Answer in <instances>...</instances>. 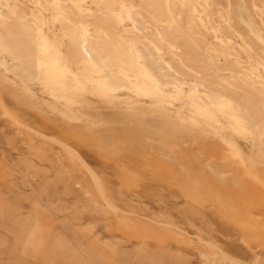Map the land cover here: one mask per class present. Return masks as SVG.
I'll return each mask as SVG.
<instances>
[{
    "label": "rangeland",
    "instance_id": "rangeland-1",
    "mask_svg": "<svg viewBox=\"0 0 264 264\" xmlns=\"http://www.w3.org/2000/svg\"><path fill=\"white\" fill-rule=\"evenodd\" d=\"M2 2L0 264H264V0Z\"/></svg>",
    "mask_w": 264,
    "mask_h": 264
},
{
    "label": "bare ground",
    "instance_id": "bare-ground-1",
    "mask_svg": "<svg viewBox=\"0 0 264 264\" xmlns=\"http://www.w3.org/2000/svg\"><path fill=\"white\" fill-rule=\"evenodd\" d=\"M45 1V0H44ZM49 1V0H48ZM71 1V0H70ZM72 1H79V3L80 4H82V6H84V5H87V3H88V1L89 0H72ZM105 1V0H104ZM164 1V0H163ZM174 1V0H173ZM180 1H182V0H180ZM204 1V5L205 6H207V4H208V1L209 0H203ZM252 2H253V0H251ZM261 1V0H260ZM101 2V1H100ZM117 2V1H116ZM126 2V1H125ZM230 2V1H229ZM2 0H0V6H2ZM48 3V2H47ZM63 3V2H62ZM69 3V2H68ZM108 3V2H107ZM112 3H114V2H112ZM127 3V2H126ZM144 3V2H143ZM187 3H188V1H187ZM200 3V2H199ZM254 3V2H253ZM253 3H251V4H253ZM257 3H259L258 2V0H257ZM40 4H42V3H40ZM44 4V3H43ZM46 4V3H45ZM58 4H59V0H53V5L54 6H58ZM60 4H61V2H60ZM64 4V3H63ZM77 4V3H76ZM119 4V3H118ZM160 4V3H159ZM168 4V3H167ZM182 4H184V3H182ZM230 4V3H229ZM243 4V3H242ZM241 4V5H242ZM250 4V3H249ZM52 5V4H51ZM67 5V4H66ZM78 5V4H77ZM100 5V4H99ZM113 5V4H112ZM161 5V4H160ZM191 5V4H190ZM190 5H188V6H190ZM209 5V4H208ZM225 5V4H224ZM257 5V4H256ZM31 6V5H30ZM39 6V5H38ZM47 5H45V7H46ZM62 6V5H61ZM68 6V5H67ZM73 6H74V4H73ZM164 6V5H163ZM197 6V5H196ZM243 6V5H242ZM70 7H72V6H70ZM107 7V5L105 4V8ZM129 7V6H128ZM168 7H169V5H168ZM187 7V6H186ZM251 7V6H250ZM259 7V6H258ZM48 8V7H47ZM53 8V7H52ZM81 8V7H80ZM79 8V9H80ZM204 8V7H203ZM206 8V7H205ZM14 9H16V8H14ZM34 9V8H33ZM68 9V8H67ZM79 9H78V11H79ZM131 9V8H130ZM229 9H230V7H229ZM229 9H228V11H229ZM39 10V9H38ZM89 10V9H88ZM157 10V9H156ZM159 10V9H158ZM172 10V9H171ZM207 10V9H206ZM1 11V10H0ZM33 11H36V10H33ZM77 11V12H78ZM121 11V10H120ZM167 11V10H166ZM198 11V10H197ZM203 11V10H202ZM257 11V10H256ZM14 12V11H13ZM37 12V11H36ZM43 12V11H42ZM64 12V11H63ZM83 12H84V10H83ZM87 12V11H86ZM89 12H91V11H89ZM200 12V11H199ZM210 12V11H209ZM3 13H4V11H3ZM18 13V12H17ZM23 13V12H22ZM35 13V12H34ZM46 13V12H45ZM55 13H57V12H55ZM59 13V12H58ZM61 13V12H60ZM115 13V12H114ZM154 13V12H153ZM166 13V12H165ZM207 13V12H206ZM253 13V12H252ZM257 13V12H256ZM5 14V13H4ZM50 14V13H49ZM66 14V13H65ZM81 14H83V13H81ZM110 14H111V12H110ZM119 14V13H118ZM156 14H158V11H157V13ZM205 14V13H204ZM220 14V13H219ZM263 14H264V12H263ZM5 15H7V14H5ZM5 15L3 16V18H5ZM23 15V14H22ZM56 15V14H55ZM112 15V14H111ZM167 15V14H166ZM251 15V14H250ZM254 15V14H253ZM260 15V14H259ZM8 16V15H7ZM13 16H14V14H13ZM58 16H59V14H58ZM57 16V17H58ZM255 16V15H254ZM263 16V15H262ZM261 16V17H262ZM252 17V16H251ZM13 18V17H12ZM80 18V17H79ZM208 18V17H207ZM218 18V17H217ZM223 18V17H222ZM233 18V17H232ZM6 19V18H5ZM130 19V18H129ZM132 19V18H131ZM226 19V18H225ZM2 20V19H1ZM41 20V19H40ZM57 20V19H56ZM115 20V19H114ZM119 20H120V18H119ZM119 20H117L118 22H119ZM128 20V19H127ZM229 20V19H228ZM260 20V19H259ZM9 21V20H8ZM216 21V20H215ZM230 21V20H229ZM228 21V22H229ZM23 22V21H22ZM193 22V21H192ZM222 22H224V21H222ZM2 23V22H1ZM4 23V22H3ZM14 23V22H13ZM83 23V22H82ZM117 23V22H116ZM191 23V22H190ZM6 24V23H5ZM17 24V23H16ZM24 24H25V22H24ZM27 24V23H26ZM72 24H74V23H72ZM220 24H221V22H220ZM225 24L227 25V23L225 22ZM229 24H230V22H229ZM232 24V23H231ZM230 24V25H231ZM4 25V24H3ZM7 25H9V24H7ZM78 26H79V23L77 24ZM225 25V26H226ZM2 26V25H1ZM10 26V25H9ZM12 26H13V24H12ZM11 26V27H12ZM16 26V25H15ZM14 26V27H15ZM18 26V25H17ZM32 26V25H31ZM207 26V25H206ZM205 26V27H206ZM232 26H234V25H232ZM62 27V26H61ZM212 27H214V26H212ZM3 28H4V26H3ZM8 28V27H7ZM20 28V27H19ZM79 28V27H78ZM131 28V27H130ZM215 28V27H214ZM225 28H227V27H225ZM232 28V27H231ZM235 28V26L233 27V30H235L234 29ZM262 28V27H261ZM16 29H18V28H16ZM54 29V28H53ZM12 31L13 30H15V29H11ZM20 30H21V28H20ZM23 30V29H22ZM28 30V29H27ZM30 30H31V28H30ZM71 30V29H70ZM133 30V29H132ZM215 30V29H214ZM213 30V31H214ZM227 30L228 29H226V31H225V33H227ZM32 31V30H31ZM215 31H217L218 32V30H215ZM4 32H6V31H4ZM13 32H16V31H13ZM29 32V31H28ZM28 32H26L25 34H27ZM38 32V31H37ZM220 32V31H219ZM235 32V31H234ZM31 33V32H30ZM68 32H66V34H67ZM79 33V32H78ZM77 33V34H78ZM86 33V31L84 30V29H82V34H85ZM8 34H9V39H10V42H12V43H14L15 41H16V39L14 40L13 39V37L15 36V35H11L12 34V32L10 33V32H8ZM14 34V33H13ZM87 34V33H86ZM158 34V33H157ZM236 34V33H235ZM23 35V34H22ZM33 36L35 35V34H32ZM106 35V34H105ZM107 36V35H106ZM217 36V35H216ZM215 36V37H216ZM4 37V36H3ZM19 38V37H18ZM18 38H17V40H18ZM29 38V37H28ZM105 37H103V39H104ZM107 38H108V36H107ZM106 38V39H107ZM233 38V37H232ZM6 38H4V40H5ZM33 39V38H32ZM69 39H71V38H69ZM82 39V38H81ZM109 39V38H108ZM3 40V41H4ZM7 40V39H6ZM34 40V39H33ZM2 39H0V46L2 47V51L3 52H6L7 54H4V55H9V57L11 56L12 58H14V59H16V58H18L19 56L21 57V55H24V56H28L30 53H32V51L33 50H35V53H36V51H39V53H46L47 51H48V44H47V41H46V39L44 38V36L40 33V32H38L37 33V36H36V38H35V42H33V43H31V45L30 44H28L27 42H23L22 43V40H21V43H19V44H15L14 43V45H6V44H1L2 42ZM81 40H79L78 38H76V37H74V38H72V40H71V42H67V43H70V48L69 49H71V51L73 52V54L74 55H76L75 56V59L78 57V55H81L82 56V46H81V42H80ZM145 41V40H144ZM222 41V40H221ZM87 42V41H86ZM223 42V41H222ZM222 42H220V43H222ZM11 43V44H12ZM8 44H10L9 42H8ZM114 44V43H113ZM91 45V44H90ZM104 45V44H103ZM234 45V44H233ZM67 46V45H66ZM107 46V45H106ZM86 47V46H85ZM110 47V46H109ZM116 47V46H115ZM129 47V46H128ZM127 47V48H128ZM100 48V47H99ZM111 49L113 48V47H110ZM122 48V47H121ZM68 49V48H67ZM103 49V48H102ZM101 49V50H102ZM66 50V49H65ZM91 50V49H90ZM106 50V49H105ZM117 50H118V47H117ZM121 50V49H120ZM132 51H133V49H131ZM249 50V49H248ZM68 51V50H67ZM70 51V50H69ZM109 51V50H108ZM119 51V50H118ZM105 52V51H104ZM124 52V51H123ZM129 52V51H128ZM127 51H126V53H128ZM134 52V51H133ZM132 52V53H133ZM38 53V54H39ZM125 53V54H126ZM131 53V54H132ZM34 54V53H33ZM95 54V53H94ZM123 56H124V54L123 53H121ZM129 54V53H128ZM134 54V53H133ZM106 55H107V53H106ZM112 55H114V53L112 54ZM127 55V54H126ZM42 56V55H41ZM72 56V55H71ZM109 56H111V55H109ZM114 56H116V55H114ZM32 57V56H31ZM34 57V56H33ZM33 57H32V59H33ZM70 57V56H69ZM113 57V56H112ZM22 58H23V56H22ZM25 58V57H24ZM74 58V57H73ZM82 58V57H81ZM80 58V59H81ZM87 58V57H86ZM103 58V57H102ZM101 58V59H102ZM106 58V57H105ZM109 58V57H108ZM119 58H122V57H119ZM126 58V57H125ZM124 58V59H125ZM115 59H117L116 57H114V62H116L115 61ZM124 59L122 60L123 62H121V64L122 63H124ZM10 60H12V59H10ZM29 60V59H28ZM37 60V59H36ZM72 60V59H71ZM113 59H111V61H112ZM121 60V59H120ZM119 60V61H120ZM126 60V59H125ZM16 61V60H15ZM30 61V60H29ZM79 61V60H78ZM104 60H102L101 61V64H102V62H103ZM106 61H108V60H106ZM126 61H129V60H126ZM137 61H139V60H137ZM34 62V61H33ZM108 62H110V61H108ZM133 62V61H132ZM13 63V62H12ZM104 63H106V62H104ZM126 63V62H125ZM127 63H129V62H127ZM0 64H1V54H0ZM21 64V63H20ZM100 64V63H99ZM110 64H113V63H111L110 62ZM131 64V63H130ZM103 65V64H102ZM106 65V64H105ZM124 65V64H123ZM127 65V64H126ZM148 65V64H147ZM28 66V65H27ZM26 65L23 67V73H29V70H30V68H28ZM109 66V65H108ZM125 66V65H124ZM134 67H135V64L133 65ZM133 66H131V67H133ZM19 67V66H18ZM112 67V66H111ZM117 67V66H116ZM130 67V68H131ZM141 67V66H140ZM152 67V66H151ZM4 68V67H3ZM7 68V67H6ZM10 68V67H9ZM20 68V67H19ZM22 68V67H21ZM33 69V68H32ZM137 69V68H136ZM17 70L18 69H16V73H17ZM134 70H135V68H134ZM13 71V72H12ZM11 72L12 73H14L15 71L14 70H12ZM133 71V70H132ZM18 72H19V70H18ZM20 72H21V70H20ZM19 72V73H20ZM134 72V71H133ZM22 73V74H23ZM15 74V73H14ZM133 75V74H132ZM146 75V74H145ZM21 76V75H20ZM19 76V77H20ZM29 78V77H28ZM111 78V77H110ZM118 78V77H117ZM107 80V79H106ZM127 80V79H126ZM27 81H28V79H27ZM34 81V80H33ZM113 82V81H112ZM23 83H24V81H23ZM115 83V82H114ZM26 84H27V82H26ZM109 84V83H108ZM117 84V83H116ZM122 84V83H121ZM57 89H59V88H57ZM68 89V88H67ZM96 90H97V88H96ZM101 90H102V88H101ZM103 90H104V88H103ZM67 91V90H66ZM103 93H104V91H103ZM51 94V93H50ZM105 94V93H104ZM103 94V95H104ZM101 95V94H100ZM105 96V95H104ZM107 96V95H106ZM70 149V148H69ZM251 176V175H250ZM251 177H253V176H251ZM250 177V178H251ZM250 180V179H249ZM260 181V180H259ZM103 200H106V199H103ZM108 202V201H107ZM170 227V226H169Z\"/></svg>",
    "mask_w": 264,
    "mask_h": 264
}]
</instances>
